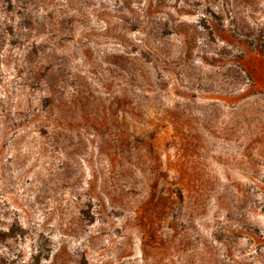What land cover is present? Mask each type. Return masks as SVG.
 <instances>
[{"label":"rangeland","instance_id":"374dc122","mask_svg":"<svg viewBox=\"0 0 264 264\" xmlns=\"http://www.w3.org/2000/svg\"><path fill=\"white\" fill-rule=\"evenodd\" d=\"M0 264H264V0H0Z\"/></svg>","mask_w":264,"mask_h":264},{"label":"trees","instance_id":"16d2710c","mask_svg":"<svg viewBox=\"0 0 264 264\" xmlns=\"http://www.w3.org/2000/svg\"><path fill=\"white\" fill-rule=\"evenodd\" d=\"M12 31V30H11ZM1 32H2V30H1ZM7 35L6 36H8V34H10L9 32H7V31H4ZM3 33V32H2Z\"/></svg>","mask_w":264,"mask_h":264}]
</instances>
